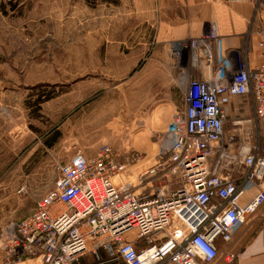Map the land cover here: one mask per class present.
Segmentation results:
<instances>
[{
    "label": "built area",
    "instance_id": "obj_1",
    "mask_svg": "<svg viewBox=\"0 0 264 264\" xmlns=\"http://www.w3.org/2000/svg\"><path fill=\"white\" fill-rule=\"evenodd\" d=\"M255 1L264 11V0ZM167 53L179 69L184 109L158 136L154 163L136 177L137 187L153 192L115 181L142 161L139 152L121 156L108 144L93 158L77 152L34 209L3 228L5 264H80L87 254L97 264H215L218 240L229 244L254 214L264 240V61L252 67L241 52L230 53L215 22ZM242 96L254 113L234 121L237 145L226 136L224 105ZM253 183L259 193L243 205Z\"/></svg>",
    "mask_w": 264,
    "mask_h": 264
},
{
    "label": "rangeland",
    "instance_id": "obj_2",
    "mask_svg": "<svg viewBox=\"0 0 264 264\" xmlns=\"http://www.w3.org/2000/svg\"><path fill=\"white\" fill-rule=\"evenodd\" d=\"M159 4L0 0V236L52 188L61 164L77 152L93 158L103 144L121 156L139 152L120 184L153 192L131 172L155 158L158 136L184 104L172 43L157 39ZM251 117L230 112L227 138L238 145L233 123ZM3 255L0 247V264ZM84 264L97 260L87 254Z\"/></svg>",
    "mask_w": 264,
    "mask_h": 264
},
{
    "label": "crops",
    "instance_id": "obj_3",
    "mask_svg": "<svg viewBox=\"0 0 264 264\" xmlns=\"http://www.w3.org/2000/svg\"><path fill=\"white\" fill-rule=\"evenodd\" d=\"M255 2L250 0L232 4L227 0H160L158 43L166 46L173 42L199 37L207 31L210 23L215 22L224 37L228 51L232 54L241 52L252 67L257 66L264 61V11L262 9L256 11ZM195 74L197 78L202 77L199 71ZM182 101L184 102V98ZM179 107L178 111L183 110L184 104ZM224 107L228 109V118L230 112H238L241 116L248 111L254 113L249 96L229 98ZM169 124L170 122L167 125ZM261 127L264 140V123H261ZM146 159L134 167L131 174H137L155 160ZM258 193L257 183L250 184L242 204L247 205ZM261 227L260 214H254L249 216L245 224L233 231L229 244L219 239L220 258L215 264H264ZM228 252L237 254V259L231 263L226 261Z\"/></svg>",
    "mask_w": 264,
    "mask_h": 264
},
{
    "label": "trees",
    "instance_id": "obj_4",
    "mask_svg": "<svg viewBox=\"0 0 264 264\" xmlns=\"http://www.w3.org/2000/svg\"><path fill=\"white\" fill-rule=\"evenodd\" d=\"M47 99H50V97H49V98H47ZM44 101H45V100L39 99V100H38V105H39V104H41V103H43ZM82 263L84 264V258H82V260H81V263H80V264H82ZM85 263H86V262H85Z\"/></svg>",
    "mask_w": 264,
    "mask_h": 264
},
{
    "label": "bare ground",
    "instance_id": "obj_5",
    "mask_svg": "<svg viewBox=\"0 0 264 264\" xmlns=\"http://www.w3.org/2000/svg\"><path fill=\"white\" fill-rule=\"evenodd\" d=\"M115 181H116L117 183H122V179H120V178H119V179H116ZM123 184H124V183H123Z\"/></svg>",
    "mask_w": 264,
    "mask_h": 264
}]
</instances>
